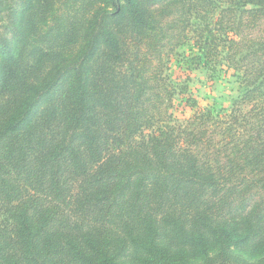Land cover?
<instances>
[{
  "label": "trees",
  "instance_id": "trees-1",
  "mask_svg": "<svg viewBox=\"0 0 264 264\" xmlns=\"http://www.w3.org/2000/svg\"><path fill=\"white\" fill-rule=\"evenodd\" d=\"M0 264H264V0H0Z\"/></svg>",
  "mask_w": 264,
  "mask_h": 264
},
{
  "label": "rangeland",
  "instance_id": "rangeland-1",
  "mask_svg": "<svg viewBox=\"0 0 264 264\" xmlns=\"http://www.w3.org/2000/svg\"><path fill=\"white\" fill-rule=\"evenodd\" d=\"M217 84L218 85L212 84L201 74H198V76L195 77L191 87L193 88L194 93H197L199 104L202 107L207 104L210 105L211 101H214L219 106L226 105V101L234 94L233 82L221 80V82ZM219 106L217 109H219Z\"/></svg>",
  "mask_w": 264,
  "mask_h": 264
}]
</instances>
